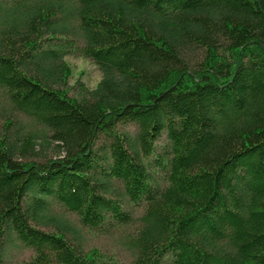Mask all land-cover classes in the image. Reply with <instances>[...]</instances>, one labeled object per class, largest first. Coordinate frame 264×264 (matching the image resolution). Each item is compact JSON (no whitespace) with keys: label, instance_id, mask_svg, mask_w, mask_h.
Here are the masks:
<instances>
[{"label":"trees","instance_id":"obj_1","mask_svg":"<svg viewBox=\"0 0 264 264\" xmlns=\"http://www.w3.org/2000/svg\"><path fill=\"white\" fill-rule=\"evenodd\" d=\"M71 49L102 72L78 96ZM0 95L41 130L0 122V264H108L56 204L135 226L133 264H264V0H0Z\"/></svg>","mask_w":264,"mask_h":264},{"label":"rangeland","instance_id":"obj_2","mask_svg":"<svg viewBox=\"0 0 264 264\" xmlns=\"http://www.w3.org/2000/svg\"><path fill=\"white\" fill-rule=\"evenodd\" d=\"M69 52L65 56V61L71 70L67 87H69V95L78 96L81 85H84L88 89L95 88L102 78V72L91 59L81 56L74 49H71ZM7 117L14 119L16 125H22L20 131V137L22 138L33 131H41L38 127H35L27 116L14 111L7 98L4 95H0V122L3 123L2 120ZM128 127L130 130L133 129L132 126ZM165 140L166 134L164 133L157 143L162 144ZM40 144L37 146L39 149L38 155H33L31 152L25 155L37 161L45 160L48 157L50 158L56 155L53 143L47 142ZM158 176L161 177L160 173ZM143 206H133V209H131L135 221H139V218L143 214ZM53 211L57 221L73 227L80 234V240L87 248L97 247L106 254L108 264H133L132 253L127 247V239L135 231V226L129 225L121 228L110 227L108 229L103 228L104 230H90L80 223L75 213L66 210L61 205L56 204ZM40 227L45 230L58 229L56 223L51 224V226L45 225ZM33 255L34 251L32 248L25 247L21 244L12 245L9 247L6 255V264H26L32 259Z\"/></svg>","mask_w":264,"mask_h":264}]
</instances>
